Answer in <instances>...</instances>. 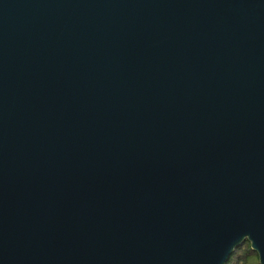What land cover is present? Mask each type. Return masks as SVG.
I'll return each instance as SVG.
<instances>
[{
    "label": "water",
    "instance_id": "1",
    "mask_svg": "<svg viewBox=\"0 0 264 264\" xmlns=\"http://www.w3.org/2000/svg\"><path fill=\"white\" fill-rule=\"evenodd\" d=\"M264 264V0H0V264Z\"/></svg>",
    "mask_w": 264,
    "mask_h": 264
},
{
    "label": "trees",
    "instance_id": "2",
    "mask_svg": "<svg viewBox=\"0 0 264 264\" xmlns=\"http://www.w3.org/2000/svg\"><path fill=\"white\" fill-rule=\"evenodd\" d=\"M254 259L255 255L249 250L248 244L243 243L230 255L226 264H254Z\"/></svg>",
    "mask_w": 264,
    "mask_h": 264
},
{
    "label": "rangeland",
    "instance_id": "3",
    "mask_svg": "<svg viewBox=\"0 0 264 264\" xmlns=\"http://www.w3.org/2000/svg\"><path fill=\"white\" fill-rule=\"evenodd\" d=\"M253 261L257 264L256 257H255V259H254ZM255 263H254V264H255Z\"/></svg>",
    "mask_w": 264,
    "mask_h": 264
}]
</instances>
